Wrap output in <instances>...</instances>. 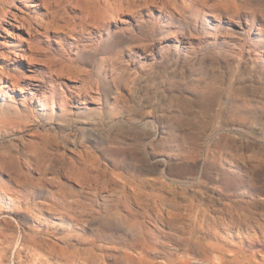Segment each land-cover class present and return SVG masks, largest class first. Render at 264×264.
Instances as JSON below:
<instances>
[{"label":"rangeland","instance_id":"1","mask_svg":"<svg viewBox=\"0 0 264 264\" xmlns=\"http://www.w3.org/2000/svg\"><path fill=\"white\" fill-rule=\"evenodd\" d=\"M70 1L36 15L34 67L0 59L31 78L0 115V264H70L60 258L70 243L79 251L73 264L86 263L85 249L95 264L126 254L132 264H180L184 238L194 239L192 264H209L196 255L203 238L264 264V247L250 243L264 241V0H132L101 31ZM28 38L10 29L0 49ZM51 93L57 104L68 99L66 113L37 108ZM2 120L29 128L10 134ZM34 143L40 160H60L45 180ZM113 213L145 221L152 247L132 248L91 222ZM193 224L203 234L192 238Z\"/></svg>","mask_w":264,"mask_h":264},{"label":"bare ground","instance_id":"2","mask_svg":"<svg viewBox=\"0 0 264 264\" xmlns=\"http://www.w3.org/2000/svg\"><path fill=\"white\" fill-rule=\"evenodd\" d=\"M53 1L55 2V0H0V38L3 36V33H8L10 29L16 32L17 30H26L27 33L29 34L28 39H25L24 41H20V45H17L16 47H11L12 50H10L9 52H2L0 49V59L4 63H9L13 59H15L17 62L16 65L18 66V69H22L20 66H22L25 62L27 64L30 62V64L28 65L34 67V63H33L34 58H37V56L40 54L35 44H36L37 35L39 34L41 29L39 25L40 23L36 21L37 19L36 15H38V12L41 9H43V11H46L47 15H51L52 14L51 8ZM69 1L70 0H67L66 7H68ZM18 3H20L21 6L24 7V9H26V12H22L20 8H17ZM55 3L60 4L59 2H55ZM70 4L76 10L81 12L80 20L83 24L88 25L89 22H94L95 25L98 26L96 27L98 31H101L105 27H107L110 21L119 17L120 12L126 11V8L132 4V0H127V1L115 0V2H113L112 4L108 3L106 0H71ZM103 4L106 5L107 7L109 6L108 11H105V13L104 12L102 13V9L100 8V6ZM127 4L128 6H125ZM68 29H70V27ZM0 47L3 48V46ZM11 55H13L14 57H12ZM30 79L31 78L28 77L26 78L21 76V74H19L17 71L11 72L0 67V115H6L5 111L10 109V107L7 106L13 105L14 102H17L16 98L14 97L15 94L21 93L23 95L25 90L23 89L21 84L23 83L25 84V86L29 87L30 85L29 81H31ZM36 89L37 88H34V90ZM51 90L53 89L51 88ZM31 94L32 95L30 96L29 100L35 99L36 94L33 93ZM25 95H27V93H25ZM55 96L56 95H54V93H51L50 97L44 95L42 99L38 98L37 108L42 106L41 107L42 110L44 109V111L54 113L57 106L60 107L63 114L66 113L67 112L66 105L68 99L65 96L61 95L59 99V104H57L55 100ZM33 106H34L33 102L24 101L25 111H27L28 113L30 114L33 113ZM16 111L20 112L18 110ZM21 122L18 121V123L16 124L10 123L12 124V126L9 127V122H7L6 120H2L1 127L5 128L6 131L10 134H21L29 128V125ZM70 125L71 124H69L68 126L70 127ZM40 136H41L40 134L34 132L33 138H41ZM33 146H34L33 152L35 151V155L33 157L34 167L40 172H42L43 176L48 171H56L60 160L52 159L51 156L50 158L52 160H40V154H39L40 144L38 145V143H34ZM85 163L84 165L86 167L84 168V170L90 171L89 166ZM94 169L95 168H92V170ZM70 172H72V174L71 173L70 174L74 179L77 180L79 179L77 170H75L74 167L72 168V170H70ZM98 172L100 174L101 173L106 174L105 171L99 170ZM43 179L45 180V176L43 177ZM95 179H97V177ZM87 209L88 208L84 206V210L82 211V214H84ZM91 222L98 224L103 233L111 232L114 236L116 235L121 236L125 241V243L130 245L132 248H135V246L139 245V242H141L144 249L152 247L153 244V240H151L152 236L145 221L134 223L132 220H119L117 218V214L113 213L107 215L104 218L93 217ZM213 226L214 224H209V226H207V230L204 232V234L206 235L205 238H208V236L211 235L212 233L211 230L213 229ZM199 232H202L201 225H197V226L194 224L190 225L188 234H190L192 238L195 237V234L197 235ZM46 234L52 235L55 234V232L48 231ZM66 238L68 244L70 243V241L73 240V238H71L69 235H66ZM191 240L194 241V239L191 238H184V242H183L185 246L184 256L186 259L180 261L179 262L180 264H192V262L190 261L191 260L190 253H195V251L191 246L193 245L194 242H191ZM204 241H206V239L203 238L201 242L203 247L202 250L203 252L202 251L199 252V250L198 252H196V255L201 256L203 262H208L209 264H255V261L253 260L252 257L254 256L255 253L252 251H248V250L246 251L245 249L240 248L234 253L226 254L222 249H219L212 243L210 242L204 243ZM250 241H251L250 243L256 242V244H258L259 246L264 247V241H255L254 238H251ZM69 245H70L69 249L71 250L70 254L66 255V253H63L60 255V258L65 257L64 259L67 260L68 263L73 264L74 262H77L79 258V251L77 250L75 251L73 244L70 243ZM81 252L82 254L87 253L89 255V257H86V260L84 259L86 261L85 264L88 263L95 264L99 262L97 261L98 257L94 254L92 250L85 249ZM248 252H250V254H248ZM128 257L129 260L132 259V258L130 259L131 256H128V254L121 255V257L114 259V261L116 260L114 264H127V263L132 264L131 262H128L129 261Z\"/></svg>","mask_w":264,"mask_h":264}]
</instances>
